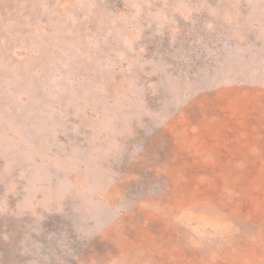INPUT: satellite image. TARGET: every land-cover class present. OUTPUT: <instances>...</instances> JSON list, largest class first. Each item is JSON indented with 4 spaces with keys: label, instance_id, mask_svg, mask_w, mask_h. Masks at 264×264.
<instances>
[{
    "label": "rangeland",
    "instance_id": "rangeland-1",
    "mask_svg": "<svg viewBox=\"0 0 264 264\" xmlns=\"http://www.w3.org/2000/svg\"><path fill=\"white\" fill-rule=\"evenodd\" d=\"M262 172L264 0H0V264H264Z\"/></svg>",
    "mask_w": 264,
    "mask_h": 264
},
{
    "label": "bare ground",
    "instance_id": "bare-ground-1",
    "mask_svg": "<svg viewBox=\"0 0 264 264\" xmlns=\"http://www.w3.org/2000/svg\"><path fill=\"white\" fill-rule=\"evenodd\" d=\"M212 152V151H211ZM242 152H244V151H242ZM247 154H242V157H249V155H247ZM215 155H213L212 153H211V157L213 158ZM242 160H244L245 161V158L244 159H242ZM226 161H228V158H227V160ZM260 170H261V168H259ZM234 173V172H233ZM232 173V174H233ZM261 174H264V172H262ZM235 181H237V178L235 179ZM213 228V227H212Z\"/></svg>",
    "mask_w": 264,
    "mask_h": 264
}]
</instances>
